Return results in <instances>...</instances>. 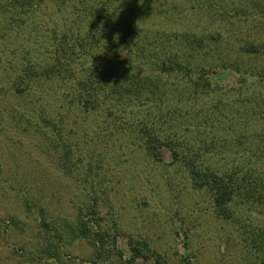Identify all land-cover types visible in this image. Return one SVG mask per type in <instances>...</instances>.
Listing matches in <instances>:
<instances>
[{
	"label": "rangeland",
	"instance_id": "1",
	"mask_svg": "<svg viewBox=\"0 0 264 264\" xmlns=\"http://www.w3.org/2000/svg\"><path fill=\"white\" fill-rule=\"evenodd\" d=\"M103 1L88 0L87 3L98 6L97 2ZM106 1V5L111 2ZM213 1L215 7L209 8L204 0H162L163 6H158L151 20H139L136 26L140 31L127 42L132 53L128 57L124 53L121 59H127L124 65L127 62L138 65L141 74L159 79L161 86L167 85L169 92L174 93L169 99L176 100L177 93L192 88L193 83L182 78L180 72L163 73L152 62L177 60L181 63L183 60L182 69L192 67V73L199 77L195 66L198 56L179 59L180 55L173 50L179 48L176 40L183 39L177 34L187 30L190 21L197 32L206 26L205 31L222 30L224 39L220 47L209 44V38L204 39L206 36L199 42L201 55L211 58L213 65L204 70L203 79L216 90L192 98L190 106L177 104L180 107L175 113L167 114L162 117L165 120L156 124L179 122L193 127L196 121L206 118L216 125L211 128L209 147L234 148L236 141L253 145L264 139V27H260L259 20L247 16L239 19L232 14L229 18L228 13L222 11L223 6L216 14L215 9L232 1ZM143 2L112 0V5L128 13ZM54 4L41 6L30 18L37 32H30L29 26L9 30L0 42V264H162L164 261L185 264L186 259L192 264H259L257 255L250 254L255 250L243 242L236 219L221 218L212 193L195 186L182 165L172 162L169 153L162 163H157L139 146L119 147L117 143L116 147L106 144L105 147H85L87 127H90L87 113L60 108V118L65 117V126L74 128V137L79 141L78 146L71 149V159L60 162V151L63 156L67 152L65 147H55L50 142L49 134L31 118L35 117L33 114L19 115H23V107L29 105L21 104L25 101L18 102L17 88H26L28 84L26 100L31 105L45 107L52 115L60 106L53 96L41 94L29 76L19 78L21 75L17 72L12 79L4 68L11 59L17 65L36 60L40 52L37 45L54 43L52 23L62 22L72 10L68 4ZM196 4H202L203 8L195 9ZM14 5L13 0L0 4L1 25L10 23V18L16 15ZM226 7L229 11L230 6ZM167 9L176 15L171 18L170 14H164ZM92 11L98 16L107 12L106 8L89 12ZM242 37L255 47L247 51L241 45ZM193 40L200 41V37ZM62 41L69 46L75 44L73 40ZM157 41H162L166 47L163 54H155L150 46ZM257 48L260 53L255 52ZM224 61H239L252 67L256 75L242 82L235 69H222L220 65ZM151 110L154 111L153 105ZM136 121L131 119L125 123L132 128L138 126ZM223 125L232 127L224 130ZM205 127L208 132V126ZM188 137L194 138L193 131ZM257 168L264 174V163ZM95 207L97 213L93 216L90 210ZM260 217L256 219L258 225ZM81 222L86 224L87 236L80 237L72 231V226L77 228ZM257 224L253 223L252 228L257 229ZM131 237L142 246L147 244L142 247L145 257L132 260Z\"/></svg>",
	"mask_w": 264,
	"mask_h": 264
},
{
	"label": "trees",
	"instance_id": "2",
	"mask_svg": "<svg viewBox=\"0 0 264 264\" xmlns=\"http://www.w3.org/2000/svg\"><path fill=\"white\" fill-rule=\"evenodd\" d=\"M3 1L0 0V4ZM13 1L17 13L14 18H10V23L0 24V42L4 41L9 30H20L29 26L30 32H37L38 28L30 18L43 5L55 3L54 5L59 6L63 3L72 8L67 14L70 17L65 16L66 19L62 22L52 23L53 27L50 28L53 38L51 40H54V43L47 46L37 45L40 52L36 60L17 65L11 59L4 66L12 79L15 78L14 74L17 72L21 75L19 78L29 76L28 79L35 84L41 94L48 93L49 97L55 98V102L59 101V109L57 112L54 111L55 115H52L46 112L47 108L39 105L33 106L26 100L29 84L26 88H17L18 102L25 101L26 103L21 104L29 105L23 107V115H19L25 117L28 116L24 115L25 113L33 114L35 117H30L36 119L37 125L41 126L45 134H49L50 142L55 147H65L67 152L65 151L66 153L62 156V151H60V162L70 160L72 147H77L79 143L74 137L76 134L72 131L74 128H67L65 117L60 118L62 115L59 112L60 108L67 109L69 112L87 113L90 127H87L88 138L85 147H105V144L108 147H116L117 143L119 147L139 146L144 148L151 160L157 163H162L166 159V154L169 153L172 162L182 165L195 186L212 193L214 206L221 218L236 219L242 231L240 236L243 237V242L255 250L250 254L257 255L259 264H264V235L260 234V232L264 234V174L257 168V165L264 163V139L254 142L253 145H244L243 142L236 141L234 148L220 149L209 147L211 128L216 127L215 123L209 119L198 120L193 127L179 122L175 124L163 122L165 125L160 126L156 124L157 121L165 120L166 118L162 117L167 114L175 113L180 107L177 104L187 107L192 98L195 99L200 94H210L216 90L212 83L203 79L204 70L213 65L210 62L211 58L201 55L202 48L199 42H203L202 37L206 36L204 39L209 38V44L220 47V41L223 38L222 30L205 31L208 28L206 26L197 32V29H192L190 21L187 30L184 29L183 32L180 31L177 34L183 39L179 41L175 39L179 48L175 47L173 50L180 55L179 59L198 56L195 66L201 74L199 77L192 73V70L194 71L192 67H188L190 70L187 68L186 71L182 69L183 60L181 63L177 60L152 62L156 63L163 73L170 75L180 72L182 78L188 81L190 79L193 83L192 88L179 91L177 99L172 100L169 96H173L174 93L169 92L167 85L161 86L157 82L159 79L154 80L152 76L147 77L141 74L138 65H131L132 62L124 65L127 59H121L124 53L127 57L132 53V47L127 42L135 38L137 32L140 31L136 26L139 20L143 22L151 20L158 6H163L162 0H143L142 6L133 7L128 13L120 8H114L112 0L108 5H106L108 2L106 0L102 3L97 2L98 6H91L87 3L88 0H69L68 3L67 0H61V3L57 0ZM194 1L196 0H191V2ZM231 1L229 5H220L218 9H215V13L218 14L223 6L222 11L225 14L228 13L229 18L232 14L239 19L241 16H247L249 19L259 20L260 27H264V0ZM204 2L208 5L206 7H215L213 0H204ZM225 5L230 6L229 11ZM193 6L195 9L196 7L200 10L203 8L202 4ZM94 8L97 10L106 8L107 12L104 16H98L93 11L89 12ZM164 14H170L171 18L176 15L170 9H167ZM221 16L224 20L225 17ZM259 21L256 22L259 23ZM65 25L68 26L66 29ZM201 33L204 35H200ZM207 33L212 34L213 38L205 35ZM196 36L200 37V41L193 40ZM57 39H60L59 43H56ZM67 39L73 40L75 44L73 46L64 44L62 40ZM243 39V37L240 38L241 45L247 51L255 47L254 44H249L247 39ZM157 42L150 46L155 54H163L166 47L162 41ZM11 43L14 41L11 40ZM255 52L260 53V48L255 49ZM118 62H121V65H118ZM220 66L224 70L235 69L242 82L256 75L252 67L242 65L239 61L237 63L236 61L234 63L224 61ZM0 92H2V87H0ZM152 105L154 111L151 110ZM12 114L13 117L17 115L13 111ZM131 119L138 121H136L137 127L130 128L126 125L125 122ZM205 124L209 128L208 132H206ZM230 127L232 125H223L222 129ZM192 131L194 138L190 139L188 134ZM205 132L206 134L202 135ZM96 210V207L93 208L90 214L94 216L97 213ZM259 217L261 222L258 225L256 219ZM253 219H255L254 222ZM253 223L257 224V229L252 228ZM79 225L85 228L79 229ZM72 231L80 237L87 236L89 232L86 224L82 222L77 228L72 226ZM102 239H104L103 235ZM129 245L133 253V261L139 256L145 257L142 247L147 244L143 243L144 246H142L141 242L131 237ZM162 264L169 263L164 261ZM185 264L192 263L186 259Z\"/></svg>",
	"mask_w": 264,
	"mask_h": 264
}]
</instances>
